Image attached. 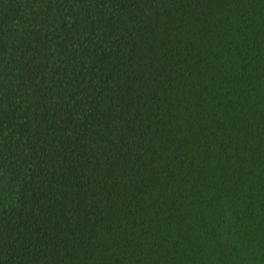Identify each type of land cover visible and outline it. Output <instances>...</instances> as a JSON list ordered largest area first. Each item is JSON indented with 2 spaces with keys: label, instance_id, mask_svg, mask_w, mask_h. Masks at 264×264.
Listing matches in <instances>:
<instances>
[{
  "label": "trees",
  "instance_id": "trees-1",
  "mask_svg": "<svg viewBox=\"0 0 264 264\" xmlns=\"http://www.w3.org/2000/svg\"><path fill=\"white\" fill-rule=\"evenodd\" d=\"M0 264H264V0H0Z\"/></svg>",
  "mask_w": 264,
  "mask_h": 264
}]
</instances>
